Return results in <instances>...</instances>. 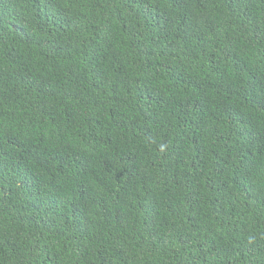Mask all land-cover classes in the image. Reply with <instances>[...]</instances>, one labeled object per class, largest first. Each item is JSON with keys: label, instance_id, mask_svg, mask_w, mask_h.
Wrapping results in <instances>:
<instances>
[{"label": "trees", "instance_id": "trees-1", "mask_svg": "<svg viewBox=\"0 0 264 264\" xmlns=\"http://www.w3.org/2000/svg\"><path fill=\"white\" fill-rule=\"evenodd\" d=\"M0 264H264V0H0Z\"/></svg>", "mask_w": 264, "mask_h": 264}]
</instances>
